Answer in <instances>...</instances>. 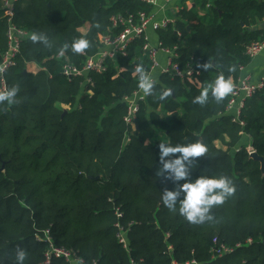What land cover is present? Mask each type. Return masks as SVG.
<instances>
[{"label":"trees","instance_id":"1","mask_svg":"<svg viewBox=\"0 0 264 264\" xmlns=\"http://www.w3.org/2000/svg\"><path fill=\"white\" fill-rule=\"evenodd\" d=\"M5 1L0 63L8 49ZM14 7V25L29 36L17 65L3 77L6 89L19 91L14 103H0V264H17L18 249L26 253L23 264H45L51 245L86 264H264V165L240 147L249 137L264 162V89L246 101L239 122L227 113L230 94L216 103L209 92L205 105L193 103L221 73L233 84L242 77L251 63L247 49L264 41L258 30L264 0H195L194 8L182 9L159 30L161 47L175 51L183 70L194 65L200 85L160 74L153 95L139 103L134 125L125 122L126 99L139 91L133 72L142 64L149 74L153 64L144 39L131 44L127 57L106 60L103 71L72 80L63 71L66 65L83 70L99 54L100 37L120 32L113 30V18L151 14L154 5L19 0ZM33 34L47 36L50 46L33 43ZM80 38L90 47L73 53L70 45ZM208 62L214 67L204 71ZM32 63L42 70L28 72ZM168 88L173 94L160 100ZM196 142L208 152L197 158L192 179L226 176L236 187L212 208L214 220L202 225L163 206V191L175 185L156 175L159 143ZM121 229L128 249L120 243ZM221 246L234 252L215 260Z\"/></svg>","mask_w":264,"mask_h":264},{"label":"built area","instance_id":"2","mask_svg":"<svg viewBox=\"0 0 264 264\" xmlns=\"http://www.w3.org/2000/svg\"><path fill=\"white\" fill-rule=\"evenodd\" d=\"M18 1L19 0L5 1L6 16L9 18L8 49L2 58V62L0 63V76L2 78V87L0 90L6 89L3 77L9 70L17 65L18 57L21 54L22 42L29 36L27 32L18 29L13 23L15 17L14 6ZM144 1L148 4L155 5V0ZM174 21L175 20H172L171 18L158 21L152 14L145 13L139 14L136 18L133 16L115 17L112 19V28L114 31L120 32L100 37L101 49L99 54L89 59L86 67L83 70L66 65L64 67L63 74L69 80H72L91 72L103 71L106 60H114L119 56L127 57L128 49L130 48L131 44L138 39H144V51L147 52L150 61L153 63L151 72L148 75L153 78L155 83L157 81L154 78V73L159 72L160 74L180 77L181 79H185L193 85H200V72L194 68V65H191L190 68L183 70L180 65L174 62V60L177 58L174 50L163 49L160 42L157 47H153L149 41L147 36V31L149 28H152L158 32L161 29H166L169 25L173 24ZM263 50L264 41L256 42L247 49V55L252 61L258 57ZM160 52H163L168 56V65L163 69H161L160 63L158 61V55ZM37 67L40 68V71L42 70L40 66L37 65ZM87 82H90V80ZM262 89H264V80L260 81L259 83H253L251 77L240 78L238 82L234 84V90L230 94V101L227 107V113L234 117V121L239 122L246 101L251 99L258 91ZM89 94L92 95L91 92ZM146 97L147 96H144L143 92L139 90L132 98L126 99L127 103L129 104V109L128 115L125 118V122L128 125H134L136 114L139 110L138 105L141 101H144ZM248 151H253L255 153L251 147ZM250 155H252V153H250ZM119 216L121 217V215ZM119 237L120 243L124 246V248L128 249L129 245L126 238V233L123 231V229H121ZM233 252L234 249L221 246L219 248L218 254L214 255V259H223L227 255H231ZM55 261H64L69 264H86L82 259L77 257L73 251L51 245L45 256L44 263L53 264ZM184 264L197 263L188 262Z\"/></svg>","mask_w":264,"mask_h":264},{"label":"clouds","instance_id":"3","mask_svg":"<svg viewBox=\"0 0 264 264\" xmlns=\"http://www.w3.org/2000/svg\"><path fill=\"white\" fill-rule=\"evenodd\" d=\"M79 31H84L80 29ZM33 43L41 42L45 46H50L47 36L33 34L31 36ZM65 45L60 50V55L68 48ZM71 51L76 54H82L85 49L90 47L89 41L83 38L74 40L71 45ZM204 71L213 68L214 65L208 62L201 66ZM234 71V69H230ZM133 76H138V89L144 96H152L155 88L153 78L147 74L144 66L138 64L135 67ZM234 90V84L231 76L225 78L220 74L214 81L205 86L200 94L194 98L193 103L201 106L209 100V92L216 103H221L225 97ZM18 87L13 86L0 90V103L7 102L12 104L18 94ZM173 94L171 88L165 89L160 95V100H165ZM159 168L156 175L159 178L172 182L175 188L165 189L161 200L164 207L170 212H177L187 222L194 225H202L206 222H212L214 217L210 214L213 207L222 205L225 201L234 195L236 187L231 179L226 176L218 178L200 175L192 179L193 165L197 164V158L205 157L208 148L201 142L176 144L159 143ZM177 205H179L177 207ZM26 253L22 249L16 251L17 264H23Z\"/></svg>","mask_w":264,"mask_h":264},{"label":"crops","instance_id":"4","mask_svg":"<svg viewBox=\"0 0 264 264\" xmlns=\"http://www.w3.org/2000/svg\"><path fill=\"white\" fill-rule=\"evenodd\" d=\"M195 7V0H155V5L153 12L151 13L158 21L163 19L171 18L175 20L176 14L184 8L192 9ZM147 36L149 41L153 47H157L159 44L158 34L152 28H149L147 31ZM158 61L160 63L161 69L165 68L162 67L166 64L168 65V56L160 52L158 55ZM160 69V71H161ZM28 72H32L33 74H37L40 71V68L37 67L36 64H29L27 66ZM158 76L160 75L159 72H155ZM251 77L253 83H259L260 81L264 80V50L261 54L253 59L248 67H246L242 71V77L246 78ZM245 146L249 150L251 147V140L249 137L244 136L241 142L240 147Z\"/></svg>","mask_w":264,"mask_h":264},{"label":"water","instance_id":"5","mask_svg":"<svg viewBox=\"0 0 264 264\" xmlns=\"http://www.w3.org/2000/svg\"><path fill=\"white\" fill-rule=\"evenodd\" d=\"M258 30L260 31H264V23L258 28ZM27 72V71H26ZM251 157L254 159V160H257V161H260L263 165H264V162L263 160L256 154L254 153L253 155H251Z\"/></svg>","mask_w":264,"mask_h":264},{"label":"rangeland","instance_id":"6","mask_svg":"<svg viewBox=\"0 0 264 264\" xmlns=\"http://www.w3.org/2000/svg\"><path fill=\"white\" fill-rule=\"evenodd\" d=\"M162 67H166V64L163 66L162 65ZM160 74V73H159ZM157 77H158V75L156 74V73H154V78L157 80ZM67 110H68V108H66ZM161 138H163V139H166V137L165 136H163V135H161ZM216 145H217V147L218 148H222L223 149V147H222V145H221V143L220 142H216ZM225 148V147H224ZM250 153H252V155L254 154V152L253 151H250ZM256 153V152H255Z\"/></svg>","mask_w":264,"mask_h":264}]
</instances>
